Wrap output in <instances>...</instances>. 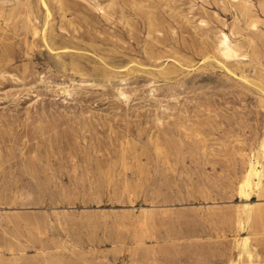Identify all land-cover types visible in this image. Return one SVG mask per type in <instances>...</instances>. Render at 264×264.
<instances>
[{
	"label": "rangeland",
	"instance_id": "374dc122",
	"mask_svg": "<svg viewBox=\"0 0 264 264\" xmlns=\"http://www.w3.org/2000/svg\"><path fill=\"white\" fill-rule=\"evenodd\" d=\"M253 155L264 0H0V264H264Z\"/></svg>",
	"mask_w": 264,
	"mask_h": 264
},
{
	"label": "bare ground",
	"instance_id": "6f19581e",
	"mask_svg": "<svg viewBox=\"0 0 264 264\" xmlns=\"http://www.w3.org/2000/svg\"><path fill=\"white\" fill-rule=\"evenodd\" d=\"M219 44H220L219 47L221 46L222 52L220 53L223 54L222 56L225 55L228 58L236 54L237 52L236 48L234 47L227 33L222 32V38ZM263 180H264V162L261 161L255 155H253L250 157L246 171L239 182V191L241 195L244 194L246 197H248V195L250 194V190H252L254 187H256V189L259 188L263 184ZM246 209H248L247 216L245 218H240L238 220V224L240 228H244L245 224L253 217L251 206H247ZM247 242L248 240L245 239L244 245H247Z\"/></svg>",
	"mask_w": 264,
	"mask_h": 264
}]
</instances>
